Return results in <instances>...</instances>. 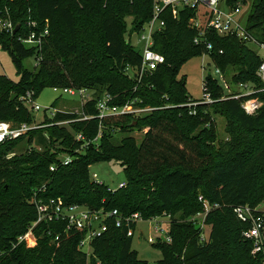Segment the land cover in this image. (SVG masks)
<instances>
[{"label": "trees", "instance_id": "1", "mask_svg": "<svg viewBox=\"0 0 264 264\" xmlns=\"http://www.w3.org/2000/svg\"><path fill=\"white\" fill-rule=\"evenodd\" d=\"M247 1L252 5L246 32L264 42V0H225L231 7ZM195 14L196 9L188 7L177 16L168 9L162 14L165 26L154 34L152 47L165 62L139 77L142 51L128 35L151 19L152 0H0V16L20 25L15 34L0 31V46L9 52L20 76L14 81L0 74V120L16 125L36 121L21 97L34 92L37 98L45 87L91 90L81 114L95 116L69 122L70 130L56 122L81 114H45L42 127L0 145V264H148L138 257L133 236H128L136 223L118 227L113 216L107 219L108 230L91 241V255L80 248L85 232H66V223L41 222L33 229L36 245L19 243L37 220L35 199H61L93 210L118 209L122 216L140 212L145 220L170 215L172 241L154 243L162 252L159 264H264V248L253 254V242L243 236L251 224L233 211L245 204L258 208L264 202V104L257 113L247 114L242 99L223 98L222 85L209 73L204 91L218 100L188 106L193 99L186 79L179 77L188 59L208 55L227 77L234 71L231 82L252 81L261 87L256 75L261 58L248 40L213 29H207L204 40L196 44L199 31L191 22ZM45 29L48 34L41 46L20 39ZM33 55L37 64L28 69L23 61ZM129 66L132 75L127 73ZM106 92L114 104L136 100L135 105L155 109L142 116H107L101 122L97 102ZM254 96L264 102V91ZM210 112L227 122L228 138L218 140V146ZM145 128L140 144L132 135L120 136ZM76 133L91 143L81 148L85 140L77 141ZM22 142L30 146L25 153L6 158ZM62 153L72 156L69 164H62ZM110 161L123 166L124 187L113 189L91 179L92 164ZM200 194L220 205L206 217V241L203 230L189 220L203 210ZM257 214L264 218L263 210Z\"/></svg>", "mask_w": 264, "mask_h": 264}, {"label": "built area", "instance_id": "2", "mask_svg": "<svg viewBox=\"0 0 264 264\" xmlns=\"http://www.w3.org/2000/svg\"><path fill=\"white\" fill-rule=\"evenodd\" d=\"M153 1V15L151 19L145 23L144 27L140 31H134L131 35H128V38L132 41L133 36L138 37V42L142 43V64L136 72L139 74V77L142 76L145 72L155 70L160 64L165 62V56L153 49L154 44V34L161 30L165 26V21L162 19V14L165 11L171 10L174 16L179 14L180 9L182 8H195L196 14L191 19L192 24L198 29L199 35L195 38V43H201V40L207 29H213L221 35L227 34H236L244 40H248L249 43L256 46V51L261 58V63L257 69L256 75L263 83V86H258L255 82H239L233 83L228 80L226 74L219 68L215 67L213 73H210L214 78L219 80V83L222 85L225 97H231L236 99H242L241 106L244 111L253 115L263 106L264 102L258 97L254 96L259 92L264 91V42H260L252 37L246 32V26L243 25L239 19L241 13V4L238 3L236 7L228 6L225 0H152ZM32 25H36L35 22H32ZM16 26L9 16H0V31H10L13 33ZM48 34V29H45L42 33L38 34L35 31H32L26 36H22L20 39L26 45H39L41 46ZM207 48L211 49L212 44L207 42ZM222 52V51H221ZM205 69V65L203 66ZM134 69L132 67L127 68V73L132 75ZM209 74V73H208ZM206 76V75H205ZM55 91L61 90L66 94L71 96L79 95L84 97L88 89L86 88H74V87H53ZM114 97L106 92L97 102L98 117L101 122L107 116L115 115H126L131 114L134 116H142L148 112H151L155 107L151 106H138L136 100L129 101L124 105H117L113 103ZM21 100L30 108L31 111H39L41 106L36 102L34 98V92H28L25 96L21 97ZM218 99H214L211 93L207 90L204 91V96L199 100H192L188 103V106H197L198 104L213 103ZM85 101V100H84ZM31 106H30V105ZM46 112L48 108L45 109ZM57 112H68L63 109L54 108L51 115L48 117H54ZM193 113H196L193 111ZM94 115H84L73 120H64L56 122L58 125L63 123H69L77 120H86L94 118ZM43 125L38 123L37 120L28 123L23 122L21 124H14L11 121L0 120V145L6 140L16 139L20 136L28 133L30 130L37 129ZM101 133V132H100ZM99 135L94 139L96 141ZM75 139L77 141L85 140L82 133H76ZM92 140H85L81 148L89 145ZM79 150V149H78ZM64 157H60L62 164H69L72 161V156L68 153H63ZM56 166L52 165L51 170H55ZM126 184L125 181L119 183L117 188L124 187ZM199 201L203 204V210L198 212L194 216L190 217L189 220L192 221L197 227L203 230L202 240L206 241L207 236L204 230L206 226L205 220L208 213L215 208L220 207L218 203H212L208 198L203 194L199 195ZM38 217L37 220L33 222L28 231L19 238V243L25 242L27 246H34L37 243V238L34 233V227L41 222L49 223L56 222L59 224L66 223V232L71 229L78 231H84L85 236L80 242V248L91 255V241L103 234L109 228L107 219L110 216L115 217L116 226L120 227L124 223L130 225L136 223L140 220H145L140 212H135L131 215L122 216L118 209L113 210H93L88 208L85 205L79 204H65L63 200L59 199H49L43 202L42 200H34ZM260 210L259 207L255 208L248 204L239 205L233 208L234 213L237 217L243 221L248 222L251 226L243 232L245 239L251 240L253 242V254H257L262 251L264 248V218L262 215L257 214V211ZM163 216L152 217L148 220L154 221ZM164 217L169 218V225L171 221L170 215H164ZM154 229L157 233H160L163 229L162 225L156 224ZM165 232V231H164ZM135 229L129 227L128 236H134ZM166 240L171 242L172 238L169 235V228L166 230ZM30 239L32 240L30 242ZM59 240V234L56 236L55 241ZM162 240L160 237L154 238L150 236L148 241L152 244ZM35 242V244L33 243Z\"/></svg>", "mask_w": 264, "mask_h": 264}, {"label": "rangeland", "instance_id": "3", "mask_svg": "<svg viewBox=\"0 0 264 264\" xmlns=\"http://www.w3.org/2000/svg\"><path fill=\"white\" fill-rule=\"evenodd\" d=\"M251 1H247L245 4H241V13L239 19L243 25H247V19L251 10ZM130 22V18L128 19ZM132 43L134 46L143 50L142 43L138 42V37H132ZM249 46L256 50V46L254 44L249 43ZM23 64L28 69H34L37 64V56L33 55L23 61ZM205 65V69L203 66ZM215 70V65L211 61L208 55L195 56L188 59L181 67L179 77L186 79V89L189 95L194 100L202 99L204 96V77L208 73H213ZM234 71L228 74V80H231V75ZM0 74L7 75L10 79L14 81H18L20 76L17 73L16 67L13 63V60L8 51L4 50L0 46ZM231 82V81H230ZM234 82H231L233 84ZM93 93L91 90H87L83 99L79 95L71 96L69 94L64 93L61 90L55 91L53 87H45L39 94L37 98H35L36 102L41 106L39 111H31L35 115V119L38 123H40L45 113L51 115L54 108L63 109L68 112L81 114V107L84 104V100H87L88 97L92 96ZM30 105V104H29ZM31 106V105H30ZM46 108L48 111L46 112ZM81 116H83L81 114ZM210 120L215 124L217 141L218 140H227L228 134L226 132L227 122L224 117L211 113L210 112ZM64 121V120H63ZM66 126L71 130L69 123L61 124ZM202 126L210 127L211 123H204ZM147 131V128L138 130L132 129L129 132H122L120 136L132 135L135 137L138 144H140L144 138V134ZM36 140V138H35ZM28 143L22 142L17 146V148L9 152L6 158H13L15 156H19L20 154H24L25 151L30 147H28ZM36 146V141L32 144ZM31 145V146H32ZM218 146V145H217ZM43 148L42 146H39ZM60 157H64V154H60ZM90 175L91 179L97 182H104L109 185L111 188L116 189L120 182L125 179L124 169L120 162L110 161V162H98L94 163L90 166ZM260 210L264 211V202L259 206ZM156 224L162 225L163 229L160 233H157L154 229ZM169 218L160 217L157 220H140L136 224L135 233L133 236V250L136 251L138 257L142 260L148 262V264H159V261L162 259V252L159 248L156 247L155 244H152L148 241L150 236L154 238L160 237L162 240H166V230L169 228ZM205 232H208V226L204 227ZM165 231V232H164ZM32 240L30 239V242ZM35 244V242H33Z\"/></svg>", "mask_w": 264, "mask_h": 264}, {"label": "water", "instance_id": "4", "mask_svg": "<svg viewBox=\"0 0 264 264\" xmlns=\"http://www.w3.org/2000/svg\"><path fill=\"white\" fill-rule=\"evenodd\" d=\"M20 25L18 24L15 28V30L13 31V33L15 34L17 32V30L19 29Z\"/></svg>", "mask_w": 264, "mask_h": 264}, {"label": "crops", "instance_id": "5", "mask_svg": "<svg viewBox=\"0 0 264 264\" xmlns=\"http://www.w3.org/2000/svg\"><path fill=\"white\" fill-rule=\"evenodd\" d=\"M124 181V180H123Z\"/></svg>", "mask_w": 264, "mask_h": 264}]
</instances>
